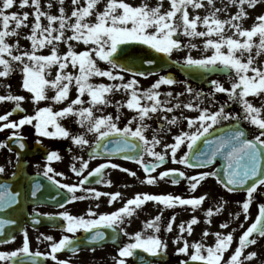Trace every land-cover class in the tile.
<instances>
[{
	"label": "snow or ice",
	"instance_id": "snow-or-ice-1",
	"mask_svg": "<svg viewBox=\"0 0 264 264\" xmlns=\"http://www.w3.org/2000/svg\"><path fill=\"white\" fill-rule=\"evenodd\" d=\"M68 3L70 10L66 0H0V88L4 90L0 103L13 104L0 114V131L11 130L0 141V149L7 147L9 152L16 149L14 171L0 183V210L19 207L29 194L39 202L38 193L46 187L39 179L41 175L56 185L55 196L50 198L61 209L73 201L86 198L98 201L102 196L108 197V204L112 205L122 199L120 191L102 192L87 187L86 182L94 178L95 184L111 186L113 181L106 179L109 168L139 179L136 171L112 162V157L119 156L140 166L145 176L139 182L144 185L153 186L165 180L178 185L183 179L189 192L195 193L203 186L202 182L214 178L228 193L243 191L245 198L236 202L240 211L229 213L232 220L243 214L244 221L239 223L242 232L235 238L236 228L230 229L229 221L218 224V229H230L226 232L209 230L213 217L222 214L229 203L220 196L202 211L207 227L201 238L189 241L187 237L193 234L194 226L202 222L195 213L202 209L210 193L185 197L137 192L114 211L101 213L88 207L81 215L67 210L50 215L54 227L62 219L64 223L58 224L60 230L71 235L63 234L57 241L41 233L37 240L50 242L48 252L33 251L28 230L21 227V246L0 250V264H44L48 258L55 264H70L68 259H58V253L67 250L78 254L82 247L94 252L95 246L105 240L117 245V255L111 257L114 264H128L130 258L136 264H152L148 258H167L168 240L162 233L171 234L177 218L173 211L165 221L164 212L189 206L190 219L180 222L178 235L172 238L177 246L175 254L187 257L179 264H250L253 260L264 264L258 251H247L264 238V193L260 192L264 188V13L256 15L250 26L244 23L252 18L251 10L264 0H140L137 4L131 0H68ZM13 8L19 11H12ZM23 28L29 32L22 35ZM197 38L202 42L200 45L194 42ZM22 39L29 44L23 45ZM61 44L65 45L63 52ZM80 44L84 47L79 48ZM137 44L163 54L172 65H180L185 78L180 80L171 72L161 74L163 67L156 73L141 70L144 65H156L157 60L129 50ZM45 49L48 51L43 52ZM193 50H200L201 55L194 56ZM180 52H184L182 57L172 59ZM101 62L106 66H101ZM214 73L226 74L228 86L219 79H208L209 90L205 91L191 82L194 74ZM154 74L158 78L149 87H142L139 78ZM13 75L21 77L19 92H14L10 83H2ZM162 85L169 86V90L161 91ZM176 85H183L182 90L173 92L171 88ZM117 94L126 98L116 99ZM218 95L226 99L221 102ZM28 102L34 106L32 113L23 107ZM109 107L114 112L106 111ZM124 109L133 115L121 126ZM185 110L198 114L188 116ZM14 114L18 119H10ZM154 119L158 121L157 127L150 123ZM65 120H72L80 131L70 130ZM185 121L186 130L180 127ZM24 126L34 129L37 144L42 145L44 138H59L69 139L82 152L90 149L87 159L83 155L71 157V172L82 176L78 183H64L57 178L64 173L56 171L52 162L61 161L62 156L59 150L46 149L42 172L27 178L22 190H14L20 187L15 178L23 177L26 170L27 161L22 159L27 147L22 135ZM172 127L179 129L176 134H172ZM89 134L95 137L93 141L88 139ZM162 134H172V142H163ZM158 146H162L161 150H157ZM68 151L71 153L72 148ZM101 155L105 162L84 175L90 161ZM166 159L187 169L204 170L188 175L174 167L154 174ZM218 160L222 166H214ZM36 167L39 169L40 165ZM5 172L6 167L0 165V175ZM10 179L14 180V188L9 187ZM59 189L67 190L69 196L63 197ZM78 190L85 195H77ZM148 202L159 206L157 213L143 220L140 230L129 233L126 226ZM253 202H257L258 213L245 228ZM28 215L34 226L40 223L41 214L35 207ZM16 223L15 219L0 218V234L5 232V225ZM81 231L85 235L78 237L76 234ZM209 235L214 236L211 245L205 242ZM121 236L127 239L122 241ZM15 239V235H10L0 239V244Z\"/></svg>",
	"mask_w": 264,
	"mask_h": 264
},
{
	"label": "flooded vegetation",
	"instance_id": "flooded-vegetation-1",
	"mask_svg": "<svg viewBox=\"0 0 264 264\" xmlns=\"http://www.w3.org/2000/svg\"><path fill=\"white\" fill-rule=\"evenodd\" d=\"M163 74V72H161ZM177 77V75H175ZM194 78L196 77L198 81L191 80L194 86L202 87L205 91H208L207 81L208 79H219L223 83H225V86H228V78L226 74L221 73H214L211 75H200V74H194L192 75ZM178 78V77H177ZM218 100L223 102L226 97L224 95H218ZM235 107V106H233ZM113 108L109 107L106 111H111ZM233 110V109H229ZM197 112L189 111V116H195L197 115ZM65 125L72 130L73 132L80 131V129L73 123L72 120H65ZM126 123V121L123 119L121 122L122 124ZM158 126V122L156 124ZM34 131V130H33ZM28 141L30 143H35L37 140V137L34 134H30L27 136ZM88 139L90 141H93L95 137L91 134H89ZM47 150H59V153L62 156L61 161H53L52 167L56 169V171L63 172V177H57L64 183H78L79 179L82 178V176H77L75 173L71 172L70 170V164H71V157L72 155H83L85 159H87V151H80L76 146L71 144V141L69 139H59V138H44L43 144H42ZM72 148V152L69 153L68 148ZM183 150H186L183 149ZM101 151L102 150H98ZM182 154V152L180 153ZM1 156V153H0ZM46 156V153H45ZM145 159H150V157L145 156ZM16 160V159H15ZM25 167V171L27 174H36L37 171L42 172L43 165L45 164V157L35 156L28 158ZM15 162V161H14ZM14 162L12 167H8L6 165V172L2 175H0V179H4L11 175V173L14 171ZM105 162L104 155H101L97 157L95 160L90 161L89 169L85 170L84 175L87 174V171H90L92 168H95L98 164ZM112 162L120 164L123 167H127L130 170L136 171L138 174L139 179H143L145 173L140 168V166L132 161H125L119 156L112 157ZM39 164L40 168L37 169L36 165ZM0 165H4V161L0 160ZM219 166V163L216 162V165ZM180 168L181 170L186 171L188 175L194 174L195 171H200L204 169H187L183 165L175 164L170 159H166L165 163L157 169V172L154 174H158L159 171H162L166 168ZM210 170V169H207ZM42 176V175H41ZM43 177V176H42ZM44 178V177H43ZM47 183L44 185L46 186L44 189H46V195L48 196V200L46 203H33V204H27L26 207V217L29 220H25L22 227H26L29 233L30 237V247L33 251L39 250L40 252H48L50 251L49 243L46 240L40 239L37 240V237L43 233L45 235H51L53 236L57 241L61 238L63 234L69 233H62L60 230L58 224L64 223L62 219L58 221L57 226H53L52 222L49 220V216L52 214H56L59 211L67 210L71 214L74 215H81L84 214L88 207H92L97 212H110L114 211L116 208L122 206L124 200L131 198L134 196L137 192H149L154 194H161V193H172L176 195H183L185 197H188L190 195H196L199 196L204 193H210V198L204 203L202 206V209L197 211L195 215L200 217L201 223L194 226V232L191 236H188L187 238L189 241H195L199 240L201 238L202 234V227H207V225H203L204 217L202 215L203 209H206L211 204H213L218 197L222 196L224 199L229 194L224 190L220 185L217 184L214 178H209L203 183L202 187H199L198 190L195 193H191L188 190L187 181L181 180L178 185H172L170 180H165L159 182L157 185L149 186L144 185L139 182V179L130 177L128 174L120 171L119 169H107L106 170V179H111L113 181V184L111 186L101 183V184H95L94 178H90L88 182H86L87 187H95L97 190L102 192H109L113 193L116 191H120L122 193V199H118L115 201L112 205L108 204V197L102 196L98 201L94 198H86L85 200H79V201H73L71 203L65 204V207L63 209L59 208L56 200L51 199L50 197L55 196V192L57 191L56 185L52 184L50 181H48L46 178H44ZM216 183V185L213 186V184ZM129 185L128 187H125V185ZM61 191L63 197H68L69 193L67 190L59 189ZM77 195H85V193L81 190H78ZM231 194H238V192L231 193ZM239 193L238 195H240ZM56 199H59L61 203H63V199L60 197H57ZM237 201H243V197H240V199L237 197L232 198L230 200V207L232 208L231 213H235L240 211L239 206L237 205ZM97 203L99 204V208H96ZM35 207V210L37 213L41 214L39 219L40 223L38 225H33L31 222V218L29 217V213L33 211V208ZM159 206L156 205L154 202H148L146 206H144L143 210L139 212L138 217L133 218L132 223L128 226H126L127 231L129 233H133L137 230H140L142 228V221L150 218L152 215H155L158 211ZM173 211L177 214V218L174 224V230L171 234H163L166 235L168 240V248H167V258L166 259H156V258H148L152 260V264H179V262L182 259H187V257L183 255H176L175 249L176 245L172 243V238L178 235V225L181 221H187L190 219V216L192 214L190 206L187 208H181L177 207L175 209L166 210L164 212V219L167 221V219L172 215ZM48 214V215H44ZM252 214V211L250 212ZM13 217H16V214H13ZM215 226L218 227V224L222 221H229L230 222V229L236 228V232L234 233V237L237 238L239 234L241 233V229L239 228V222L238 220H232L229 214H227V210H225L222 214L215 215ZM239 219L242 221V214L239 216ZM239 220V221H240ZM211 224V225H212ZM230 229H224L222 231H228ZM110 232V230H108ZM12 235L16 236L15 241L0 244V247L2 246H10L11 250L16 249L17 247L21 246L22 244V232L19 230L15 231ZM78 237H82L85 234L81 231L76 234ZM187 236V234L185 233ZM127 238L121 236V240H126ZM213 238L209 235L205 238V242L209 245H211ZM257 245V244H256ZM235 247V242L232 246ZM96 250L93 252L89 250L88 248H81L78 254H72L67 250L61 251L58 253V259H68L70 261V264H114V261L111 257L117 255V245L111 242L110 240H105L101 245L95 246ZM43 258H38V260ZM26 264H30V262H26ZM44 264H55L54 261H52L50 258H48L46 261H44ZM128 264H136L135 260L129 259Z\"/></svg>",
	"mask_w": 264,
	"mask_h": 264
},
{
	"label": "rangeland",
	"instance_id": "rangeland-1",
	"mask_svg": "<svg viewBox=\"0 0 264 264\" xmlns=\"http://www.w3.org/2000/svg\"><path fill=\"white\" fill-rule=\"evenodd\" d=\"M131 2L132 3H134V4H137V3H139L140 2V0H131ZM66 7H69V10H70V5H69V3H68V0H66ZM165 7H167V3H165ZM25 10H27V11H31V9H25ZM12 11H19V9L18 8H13L12 9ZM52 11L55 13L56 11H57V9H56V7H54L53 9H52ZM261 13H264V3H262V4H260V5H258L254 10H251V17L252 18H249V19H247V20H245L244 21V23H245V25L246 26H250L252 23H253V18L256 16V15H258V14H261ZM31 17L29 18V24H31ZM45 23H46V21H44ZM29 32V29L28 28H23V29H21V33H22V35L23 34H26V33H28ZM195 43H197L198 45H200L202 42H201V40L199 39V38H197L195 41H194ZM21 43L23 44V45H28L29 44V42L27 41V40H21ZM78 47L79 48H83L84 46L82 45V44H80V45H78ZM60 50L63 52L64 50H65V45H63V44H61L60 45ZM43 52H47L48 50L47 49H45V50H42ZM192 54L194 55V56H200L201 55V51L200 50H193L192 51ZM184 55V52H180V53H176V54H174V56H173V58H177V57H182ZM101 66H106L105 64H104V62H101ZM158 78V76L155 74V75H152V76H150V77H147V78H144V77H140L139 78V80H140V84H141V86L142 87H144V88H147V87H149L156 79ZM178 79H180V80H183V78H181V77H179ZM20 81H21V77L19 76V75H13L12 77H11V79L10 80H5V81H3L2 83H4V84H11V87H12V89H13V91L14 92H19V88H20ZM105 82H107V80H106V78H105ZM182 88H183V85H176V86H172V88H171V90L173 91V92H176V91H181L182 90ZM167 90H169V86H167V85H162L161 86V91H167ZM3 89L2 88H0V93H3ZM19 94H23V95H25V96H28V93H26V92H20ZM72 96H73V98H74V96H75V91L73 90V92H72ZM116 99H121V98H126V97H122V95L121 94H117L116 95V97H115ZM13 106V104L12 103H10V102H3V103H0V114H4L7 110H9L11 107ZM23 107H25L26 109H27V111H28V113H32V111H33V105L30 103V102H28V103H25L24 105H23ZM57 107H59V106H57ZM108 112H114V109H112L111 111H108ZM131 115H133V113L132 112H130V111H128L127 109H124V116H125V121H126V118H128V117H130ZM185 115H188L189 116V111L188 110H185ZM10 119H12V120H16V119H18V117H16V116H11L10 117ZM123 121V119L121 120V122ZM156 122H158L157 120H153V121H151L150 123L152 124V126L153 127H156L155 125H156ZM0 123H2V122H0ZM123 125V124H122ZM180 127L181 128H184L185 130H186V121L185 122H183L181 125H180ZM32 130H33V128L31 127V126H24L23 127V129H22V135L23 136H25L26 137V139H27V135L29 134H31L32 135ZM178 128L177 127H172V134H176L177 132H178ZM10 129H7V130H4V131H0V141H3V140H5V138H6V134H9L10 133ZM172 134H168V135H163V142H172ZM148 135H149V137L151 136V132H149L148 133ZM28 140V139H27ZM161 148H162V146H158V148H157V150H161ZM0 153H1V156H0V160H2V161H4V166H6V165H8V167L10 168V167H12L13 166V163H9V160H11L12 162H14L15 161V155L12 153V152H9L8 151V149L7 148H4V149H0ZM145 176V175H144ZM214 185H216V183H214L213 184V186ZM147 186V185H146ZM260 192H264V188H261L260 189ZM238 196V198L240 199V197H243V199L245 198V193H243V194H240V195H236V194H227V196L225 197L226 198V200L229 202L228 203V205H227V208H226V210H227V214H229L231 211H232V208L230 207V200L232 199V198H235V197H237ZM257 202H253V204L250 206V212L252 211V214H250V219L247 221V222H245V228L254 220V218H255V216L257 215V213H258V207H257V204H256ZM240 219H238V222L240 223V222H243L244 221V217H243V214H242V221L240 220ZM213 222H215V217H213ZM203 225H205V223L203 224ZM203 229H204V227H202ZM211 232H215V231H217V230H221V229H218V227L217 226H215L214 224H212L211 226H210V229H209ZM222 231V230H221ZM241 232H242V229L240 230ZM241 234V233H240ZM239 234V235H240ZM212 238H213V240H212V243L211 244H213L214 243V236H212V235H210ZM239 237V236H238ZM237 237V238H238ZM11 248V245L10 246H8V245H6V246H2V247H0V250H5V251H9V250H11L10 249ZM252 250H256V251H258V253H259V259H261V260H264V238H260L259 240H258V243H257V245H255V246H250L248 249H247V251H252ZM250 264H257V261L256 260H253L252 262H250Z\"/></svg>",
	"mask_w": 264,
	"mask_h": 264
},
{
	"label": "water",
	"instance_id": "water-1",
	"mask_svg": "<svg viewBox=\"0 0 264 264\" xmlns=\"http://www.w3.org/2000/svg\"><path fill=\"white\" fill-rule=\"evenodd\" d=\"M129 50L138 54V56L154 58L157 60L156 65H153V66L144 65L143 69H141V70L147 69V70H150L152 72H156L158 69H161V67H163V70L174 68L178 72H180L181 74H183L185 76V72L182 70L180 65H172L171 61H168L167 57H164L163 54L154 53L153 50L147 48V46L137 44V45L133 46L132 48H130ZM165 61H168V63H164ZM137 63H139V61H137ZM13 150L16 151L15 147ZM40 150H42V148L38 149L37 147H33L30 149V148L26 147V149L23 150L22 158H24L26 156L33 155L35 152L37 153ZM27 178H31V177H27ZM27 178H25V176L19 177V179H18V177L15 178V184L20 185V187L18 189L22 190V187H21L22 182H25ZM10 182L14 183V180H11ZM18 189H16V190H18ZM28 196L30 197V195H28ZM30 199H33V198L30 197ZM38 200H39V202L43 200V189H41V191L38 193ZM23 202H24V200H23ZM31 202H33V201H31ZM22 207H24V204L21 202L20 208H22ZM3 218L9 219L7 216H4ZM11 226L12 225H5V232L3 234H0V239H7L11 235V233L13 232V230H12L13 228H11Z\"/></svg>",
	"mask_w": 264,
	"mask_h": 264
}]
</instances>
